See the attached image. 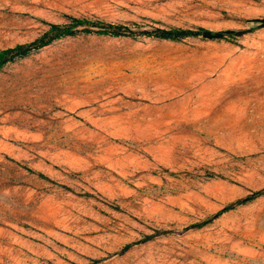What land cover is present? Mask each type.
<instances>
[{
    "label": "rangeland",
    "instance_id": "obj_1",
    "mask_svg": "<svg viewBox=\"0 0 264 264\" xmlns=\"http://www.w3.org/2000/svg\"><path fill=\"white\" fill-rule=\"evenodd\" d=\"M15 45L0 264H264V0H0Z\"/></svg>",
    "mask_w": 264,
    "mask_h": 264
},
{
    "label": "trees",
    "instance_id": "obj_2",
    "mask_svg": "<svg viewBox=\"0 0 264 264\" xmlns=\"http://www.w3.org/2000/svg\"><path fill=\"white\" fill-rule=\"evenodd\" d=\"M67 22L65 24H54V23H48V29L45 31L44 35H47L48 33L51 32L50 36H60V35H67V34H71L73 31V27L78 26V25H83V26H93L95 27L97 30L96 32L98 33H107V34H113L114 36L116 34H119L122 30H126V27L123 25H114L112 23H106V22H101L98 20H89L86 18H78V17H72L69 16L67 17ZM206 30L203 28H197V29H180V28H171V29H159V28H155L153 29L152 33L155 34L157 37L159 38H163V39H176L179 37H183V36H197L200 35L202 33H204ZM46 44L45 40H42V38H37L33 41H31L29 44H27L28 46L30 45H35V46H42ZM28 46H23V45H15L13 47H9V48H5L3 50H0V65L1 63H3L7 58H9L11 56L12 53L15 52H20L23 53L25 51V49H27ZM258 193L255 192L253 193L251 196L247 197V199H251L253 197H255ZM238 203H242L244 202V200H239L237 201ZM229 207L227 208H223L222 210L217 211L216 213H214L210 218L205 219L199 223H195L193 225H191V227H200L205 225L207 222H209V220H211L212 218H215L218 214L223 213L224 211H226L227 209H229ZM190 227V228H191Z\"/></svg>",
    "mask_w": 264,
    "mask_h": 264
}]
</instances>
